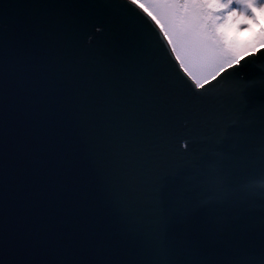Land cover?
<instances>
[{
    "label": "snow or ice",
    "instance_id": "1",
    "mask_svg": "<svg viewBox=\"0 0 264 264\" xmlns=\"http://www.w3.org/2000/svg\"><path fill=\"white\" fill-rule=\"evenodd\" d=\"M0 264H264V0H0Z\"/></svg>",
    "mask_w": 264,
    "mask_h": 264
},
{
    "label": "trees",
    "instance_id": "2",
    "mask_svg": "<svg viewBox=\"0 0 264 264\" xmlns=\"http://www.w3.org/2000/svg\"><path fill=\"white\" fill-rule=\"evenodd\" d=\"M240 26L241 23L235 22L226 10L218 9L212 22V31L210 34L215 46L223 48L225 45L242 44L249 33L245 36H241L242 34L240 31H237V29H240ZM229 36L231 38H229ZM234 36L241 38H237L238 40L235 39V41L231 42L230 40H232Z\"/></svg>",
    "mask_w": 264,
    "mask_h": 264
},
{
    "label": "rangeland",
    "instance_id": "3",
    "mask_svg": "<svg viewBox=\"0 0 264 264\" xmlns=\"http://www.w3.org/2000/svg\"><path fill=\"white\" fill-rule=\"evenodd\" d=\"M233 11H235V9H233ZM227 12H228V11H227ZM228 13H229V12H228ZM231 16H232V15H231ZM232 18H233V20H234L235 22H237V23L239 22L236 16H232ZM240 29H241V30H240V33L242 34L241 36H245V35L248 34V32H247L246 30H243V26H242V24H241V26H240ZM209 38H210V41L213 42V40H212V38H211V35H210ZM229 38H231V37L229 36ZM237 38H238L237 36H234L233 39L230 40V41L233 42V41H235V39H237ZM239 38H241V37H239ZM239 38H238V39H239ZM238 39H237V40H238ZM230 41H229V42H230ZM229 42H228V43H229ZM213 43H214V42H213Z\"/></svg>",
    "mask_w": 264,
    "mask_h": 264
},
{
    "label": "clouds",
    "instance_id": "4",
    "mask_svg": "<svg viewBox=\"0 0 264 264\" xmlns=\"http://www.w3.org/2000/svg\"><path fill=\"white\" fill-rule=\"evenodd\" d=\"M247 45L245 44H237V45H234V48H235V51L240 54V53H243L246 49H247Z\"/></svg>",
    "mask_w": 264,
    "mask_h": 264
}]
</instances>
